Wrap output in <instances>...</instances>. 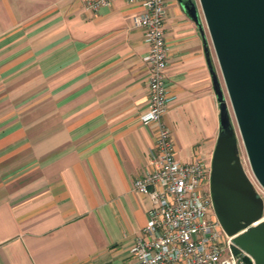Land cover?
Segmentation results:
<instances>
[{"label": "crops", "instance_id": "1", "mask_svg": "<svg viewBox=\"0 0 264 264\" xmlns=\"http://www.w3.org/2000/svg\"><path fill=\"white\" fill-rule=\"evenodd\" d=\"M88 1L0 0V264H138L129 249L150 200L132 181L151 169L156 140L140 120L142 7ZM165 5L163 122L179 160L209 162L219 108L203 21Z\"/></svg>", "mask_w": 264, "mask_h": 264}, {"label": "water", "instance_id": "2", "mask_svg": "<svg viewBox=\"0 0 264 264\" xmlns=\"http://www.w3.org/2000/svg\"><path fill=\"white\" fill-rule=\"evenodd\" d=\"M178 2L201 29L196 3ZM198 2L250 169L264 189V0ZM203 44L219 108L209 176L214 213L224 232L244 252V264H264V201L242 167L237 137L205 37Z\"/></svg>", "mask_w": 264, "mask_h": 264}, {"label": "built area", "instance_id": "3", "mask_svg": "<svg viewBox=\"0 0 264 264\" xmlns=\"http://www.w3.org/2000/svg\"><path fill=\"white\" fill-rule=\"evenodd\" d=\"M115 0H90L96 10ZM139 2L142 11L133 24L143 29L147 52L148 102L140 115L144 124L156 127L151 169L132 181L133 190L147 195V221L129 251L138 264H244V252L217 220L209 191L210 161L195 158L183 162L175 156L169 127L163 122L173 96L167 89V45L165 41L166 0ZM241 251L240 255L235 249Z\"/></svg>", "mask_w": 264, "mask_h": 264}, {"label": "rangeland", "instance_id": "4", "mask_svg": "<svg viewBox=\"0 0 264 264\" xmlns=\"http://www.w3.org/2000/svg\"><path fill=\"white\" fill-rule=\"evenodd\" d=\"M193 1L196 3V5L199 8V14H200L201 19L203 21V26H204L205 34H206V37H207V42H208L210 50L212 51L213 57L215 59V65H216L217 74H218L219 79L221 81L222 89H223V92H224L225 100H226V103H227V106H228V110H229V114H230V119H231V122H232V125H233V128H234L236 137H237L238 154H239V157H240V161H241L242 167H243L244 171L246 172L247 176L249 177V179L251 180V182L253 184V187L255 188L257 194L259 196H261L263 198V201H264V189L259 185V183L257 182L255 177L253 176L252 171L250 169L249 162H248V159H247V156H246V152H245V149H244V146H243V143H242V140H241L238 128H237V124H236V121H235V118H234V114H233V111H232V108H231V105H230V102H229V98H228L225 86L223 84V80H222V77H221L219 66H218V63H217V60H216L212 45H211L209 34H208L207 28L205 26L203 16H202L201 11H200L199 2H198V0H193ZM263 219H264V210H263ZM235 253L237 255H240L241 251L238 248H236L235 249Z\"/></svg>", "mask_w": 264, "mask_h": 264}]
</instances>
